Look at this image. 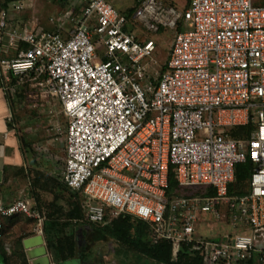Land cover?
<instances>
[{
	"label": "built area",
	"instance_id": "2783aa9c",
	"mask_svg": "<svg viewBox=\"0 0 264 264\" xmlns=\"http://www.w3.org/2000/svg\"><path fill=\"white\" fill-rule=\"evenodd\" d=\"M61 1L78 4L66 14L65 38L39 26L5 34L0 9V80L7 96L26 84L58 102L66 118L60 179L83 199L85 218L102 223L105 209L110 217L130 214L148 223L149 242L171 243L173 258L181 242L193 241L202 264H264L257 243L264 239V6L134 0L127 13L108 0ZM164 29L172 39L160 63L155 38ZM15 41L27 48L5 55ZM231 128L241 132L231 137ZM245 161L247 192L228 194L235 165ZM206 212L250 231L194 238L198 213ZM15 215L34 219L43 233L44 214L17 197L0 199V236Z\"/></svg>",
	"mask_w": 264,
	"mask_h": 264
},
{
	"label": "crops",
	"instance_id": "0c3cea01",
	"mask_svg": "<svg viewBox=\"0 0 264 264\" xmlns=\"http://www.w3.org/2000/svg\"><path fill=\"white\" fill-rule=\"evenodd\" d=\"M17 1H21L22 7L19 10H14L11 8V5ZM129 2L131 3L121 2L119 6H122V8H118V10H127L132 7L133 1L129 0ZM3 3L4 0H0V9ZM2 9L7 10L6 26L4 28L5 34L12 29H32L39 26L48 31L58 30L60 35L65 38L69 35L71 28L66 14L69 11L75 12L78 9V4L72 1L66 2L61 0H8L7 5ZM25 48H27L26 43L15 41L8 45L5 55L9 57L14 56L18 51ZM35 95L39 96L38 90L25 84L17 87L14 95L7 96L1 88L0 80V199L8 203L17 197L27 198L31 206L44 214L45 222L47 221L46 206H50L48 202L53 199L55 201V208L58 204L64 206L66 200L69 199V191L65 188L66 186L63 182L60 184L54 182L56 185L54 195L56 196L53 197V195L48 200H45V194L50 192L51 188L49 187L51 186L46 187L48 188L46 190L45 186L37 185L39 181L41 182L45 178L60 179L64 154L61 157L59 165L50 167L53 165L51 157L42 155V153H50L47 147L50 143L44 142L46 146L43 147L42 145L37 146V143H35L37 141L35 137L39 134L37 127L29 123L27 124L26 121L28 119H24L25 115L21 114L24 104L28 102L30 97L33 98ZM54 101L49 103L43 100L41 104H38V100L31 99L30 102L32 103L30 107L40 108L41 106L47 113L48 109L53 107L54 111L50 114H56V110L60 108L57 106L58 102ZM49 141L52 142V139ZM40 162L41 164L43 163V166H41ZM47 163L49 164L48 168L51 169H45L47 168ZM217 223L219 224L218 226H223L218 221ZM34 226V219L24 215L12 218L7 221L9 239L12 242L14 240L19 242L27 264H55L53 254L46 245L43 233H36ZM236 228H240L246 232L250 231L248 228L241 226H237ZM219 233L222 235L228 234L226 231ZM33 240L34 243H31ZM9 244L6 242L5 246H9ZM259 246H264V240ZM36 248H40L43 253L39 254V256H32L31 252ZM47 254V262L41 263L40 258L44 257L47 259ZM78 264L83 263L79 261Z\"/></svg>",
	"mask_w": 264,
	"mask_h": 264
},
{
	"label": "trees",
	"instance_id": "16d2710c",
	"mask_svg": "<svg viewBox=\"0 0 264 264\" xmlns=\"http://www.w3.org/2000/svg\"><path fill=\"white\" fill-rule=\"evenodd\" d=\"M163 1L166 4H175V0ZM7 2L8 0H4L2 8L7 5ZM187 2L188 0L185 1L184 6ZM132 10L133 7H130L126 12L130 13ZM180 27L181 25L178 24L176 30H180ZM161 32L162 31L160 30V33ZM229 131L231 137H236L241 132V128H231ZM249 167L248 161L235 165L234 178L227 185L228 194L242 195L247 192ZM54 182H57L58 184L62 183L59 178L56 179L49 177L46 182L47 184L44 183L46 184L44 188L48 190L46 187H49V185L55 186ZM37 185H43V183L40 184L38 182ZM169 189L175 191L178 189L177 183L173 178L169 179ZM67 190L69 191V199L66 200L64 206L58 204L55 208V201L53 199L48 202L50 206H46L47 221H45L43 225V235L47 247L53 254L55 264H63V261L68 258H76L83 264H95L92 251L81 246L80 241L81 235L83 236L88 228L140 253V256H137L138 261L147 258L150 262L156 264H202L201 253L192 249L193 241L181 242L176 257L173 258L171 254V243L166 239H158L155 242H149L151 229L148 223L130 214L121 213L116 217H110L108 210L105 209L104 220L102 223L88 221L84 216L85 210L83 199L76 192L71 191L68 188ZM51 191H53L52 188ZM198 192L199 191H197V193ZM206 194L213 195L214 189L208 187ZM55 196L56 195L53 197ZM16 216L18 215L4 220L2 235L0 236V261H2V264H27L24 254L20 249L19 242L17 240L12 242L9 239L7 221ZM223 221H226V219ZM70 223L77 225V234H67L66 227ZM223 223L224 222H220V224ZM217 234L220 233L218 232ZM213 240L221 239L215 238ZM6 242L10 243L8 247H10L11 250H7L4 247ZM255 246L257 247V244H255ZM120 252H122V254L128 259L123 251ZM236 264L261 263L254 258H246L239 260Z\"/></svg>",
	"mask_w": 264,
	"mask_h": 264
},
{
	"label": "rangeland",
	"instance_id": "374dc122",
	"mask_svg": "<svg viewBox=\"0 0 264 264\" xmlns=\"http://www.w3.org/2000/svg\"><path fill=\"white\" fill-rule=\"evenodd\" d=\"M133 1L134 0H130ZM178 5L184 6V3L186 0H176ZM121 2H126L130 4L129 0H113L110 1V3L115 8H122V6H119ZM252 4L255 6H264V0H252ZM119 9V10H120ZM124 11V10H122ZM184 29L186 27H183ZM172 39V33L168 29H164L163 32L159 33L155 40L157 42V52L156 55L158 57L159 62H163L165 58L167 57V52L169 50V46ZM97 53L100 56L102 53V48H97ZM30 99V100H29ZM28 99V102H26L21 110V114H24V119H28L26 122L29 123L32 126H36L39 134L35 137V140H37L35 143H37V146H46L44 142H49L50 145L47 147L49 148V154H43V156L51 157L52 159V166L55 167L56 165H59L61 162V157L64 154L63 151V134H64V128L66 124V118L65 116L58 110H56V114H50L47 113L46 110L43 109V107L40 106V108H31L30 105L33 100H38V104H41L40 96L35 95L33 98L30 97ZM55 102V101H54ZM37 103V102H36ZM57 106H59L57 104ZM56 108V107H55ZM52 139V142L49 141ZM39 157V156H38ZM39 161V160H38ZM49 161V159H48ZM51 162V161H50ZM41 164V162H40ZM47 168L45 169H51L48 168L49 164H46ZM43 166V163L41 164ZM45 174V173H44ZM40 182V181H39ZM47 178L42 179L40 183H43V186H45L47 183ZM46 183V184H44ZM56 186V185H55ZM55 186L52 185L49 188H52L53 191L50 190L47 194H45V200H48V198H51L55 194ZM46 212V210H45ZM217 218L213 216V214L206 212V213H198V220L195 223V231L193 233L194 238H203V239H215L220 238L223 239L222 234H217L218 232L226 231L228 233H245L246 231L241 230L240 228L232 227L229 223L224 221L223 226H218ZM77 225H74L73 223H70L67 227V234L69 233H75L77 234ZM262 238H257L258 245L263 243ZM81 246H84L87 250L92 251V255L94 257V260L96 264H156L153 262H150L149 259L143 258L138 261L137 256H140L138 252L119 244L118 242L110 239L107 236H104L102 234H98L94 230L88 231V234L85 236L80 237ZM34 243V240L31 241V243ZM121 245V246H120ZM7 250H11L10 247L4 246ZM31 252L32 256H39V254H42V250L40 248H36L32 250ZM123 251L126 256L122 254ZM9 252V251H7ZM47 259L40 258L41 263L47 262L48 260V254L46 255ZM137 260V261H135ZM129 261V262H127ZM79 260L76 258H68L63 261V264H78Z\"/></svg>",
	"mask_w": 264,
	"mask_h": 264
},
{
	"label": "flooded vegetation",
	"instance_id": "af4514ba",
	"mask_svg": "<svg viewBox=\"0 0 264 264\" xmlns=\"http://www.w3.org/2000/svg\"><path fill=\"white\" fill-rule=\"evenodd\" d=\"M90 230L92 231V229H89V228H88L87 231H86V233L83 234V236L87 235V234H88V231H90ZM81 236H82V235H81Z\"/></svg>",
	"mask_w": 264,
	"mask_h": 264
},
{
	"label": "water",
	"instance_id": "95a60500",
	"mask_svg": "<svg viewBox=\"0 0 264 264\" xmlns=\"http://www.w3.org/2000/svg\"><path fill=\"white\" fill-rule=\"evenodd\" d=\"M0 264H2V262L0 261Z\"/></svg>",
	"mask_w": 264,
	"mask_h": 264
}]
</instances>
